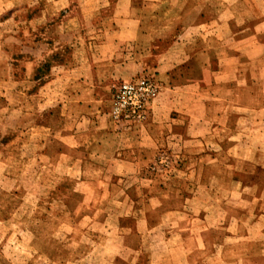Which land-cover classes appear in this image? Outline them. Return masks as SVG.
I'll use <instances>...</instances> for the list:
<instances>
[{
  "label": "rangeland",
  "instance_id": "374dc122",
  "mask_svg": "<svg viewBox=\"0 0 264 264\" xmlns=\"http://www.w3.org/2000/svg\"><path fill=\"white\" fill-rule=\"evenodd\" d=\"M4 1L0 0V7ZM27 1L15 0L11 5ZM115 1L63 0L64 7L54 19L90 14L98 26L99 18L108 14V4ZM125 1L135 3L144 53L149 39L156 40V55L144 56L140 49L141 69L109 87L105 115L116 131L131 133L151 123L154 100L163 92L164 83L152 70L158 52L180 41L182 27H196L201 0ZM207 1L203 12L208 19L226 15L223 1ZM85 2L92 9L86 4L84 11ZM229 10L235 18H243L244 9L238 4ZM8 11L7 5L3 8L6 15H0V264H264V233L259 231L264 218L256 216L264 201L256 200L255 189L244 194L239 185L229 182V171L223 167L225 155H219L214 165L203 159L195 167V159L205 154L183 152L178 140L169 149L162 147L156 156L150 154L148 163L138 144L127 140L112 158V152L86 154L85 147L95 143L88 137L79 139V149L72 151L61 144L59 130L53 140L54 134L38 129L33 104L28 102L23 108V71L33 68L36 61L23 53V47L38 44L43 51L37 71L46 81L43 78L67 60L69 48L84 49L82 34L89 26L79 24L77 18L59 26L52 21L29 27L23 9L16 10L15 22H2ZM84 58L80 55L77 62ZM243 63V57L235 59L240 82ZM8 67L17 83L9 82ZM177 75V70L166 73L172 80ZM143 76L158 85L147 118L141 123L115 121L111 116L115 87ZM66 86L67 79L59 76L58 93ZM233 94L227 96L220 90L216 107L223 108L229 99L243 110L246 92L237 89ZM209 108L217 110L215 105ZM36 136L40 145L35 144ZM88 155L95 167L83 164ZM212 177L217 181L213 183ZM199 193L205 201L196 199ZM211 208L214 217H210Z\"/></svg>",
  "mask_w": 264,
  "mask_h": 264
},
{
  "label": "crops",
  "instance_id": "0c3cea01",
  "mask_svg": "<svg viewBox=\"0 0 264 264\" xmlns=\"http://www.w3.org/2000/svg\"><path fill=\"white\" fill-rule=\"evenodd\" d=\"M212 1L216 3L219 0ZM221 1L228 9L225 16L208 19L203 12L208 9V1L201 0L196 27H182L184 34L180 41L158 52L159 60L152 70L159 73L164 89L154 100L153 116L146 129L118 132L105 115L111 83L129 79L137 73L142 66L141 51L144 53L146 50V47L141 48L144 38L139 34L141 21L135 17V3L125 0L109 3L108 14L99 18L98 26L94 25L95 21L88 12L87 16L77 17L79 24L89 26V30L82 34L84 49L69 48L67 60L53 69L49 77L43 78L46 81L38 77L37 71L43 51L39 50L38 44L23 47V53L36 59L33 68L23 71V108L31 102L35 110V126L54 134L53 140L57 137L56 130H59L57 134L63 141L61 144L72 151L79 149V139L88 137L95 143L91 148L84 146L86 154L112 152L114 158L122 151V142L129 140L137 143L140 151L147 154L148 163L150 154L154 157L162 147L169 149L178 140L183 152L205 154L195 159V167L203 159L214 165L218 163L219 155H225L223 167L229 171V182L239 185L244 194L255 189L256 200L264 201V176H260V173L264 174V0ZM11 3L15 0H5L0 7L1 17L6 15L3 8L8 5L9 9L8 17L2 22H15V14L22 9L29 27L52 21L59 26L64 21L77 19L70 15L59 21L54 19L64 7L63 0H28L20 5ZM86 4L80 5L84 11L87 10ZM237 4L244 9L241 20L229 10ZM87 5L92 9L90 4ZM155 41L149 39L144 56L156 55ZM80 55L85 58L77 62ZM240 57L244 58L241 82L235 76V59ZM7 70L12 74L9 82L17 83L13 70L10 67ZM173 70L178 71L174 80L166 76ZM59 76L67 79L65 93L62 94L56 87ZM237 89L246 92L243 110L234 107L233 100L229 99L223 108L216 107L220 103V90L231 96ZM208 91L211 94L204 96ZM214 105L215 112L209 108ZM23 117L27 120L28 114ZM35 144H41L38 136ZM91 159L92 156L88 155L83 164L95 167ZM213 178L214 183L217 180L213 181ZM196 199L206 200L200 193ZM215 215L212 209L210 217ZM256 216L264 218V208ZM259 231L264 233V225L259 226ZM231 239L229 236L228 240Z\"/></svg>",
  "mask_w": 264,
  "mask_h": 264
},
{
  "label": "built area",
  "instance_id": "2783aa9c",
  "mask_svg": "<svg viewBox=\"0 0 264 264\" xmlns=\"http://www.w3.org/2000/svg\"><path fill=\"white\" fill-rule=\"evenodd\" d=\"M158 85L145 76L118 84L113 92L111 116L115 121L141 123L147 118Z\"/></svg>",
  "mask_w": 264,
  "mask_h": 264
}]
</instances>
